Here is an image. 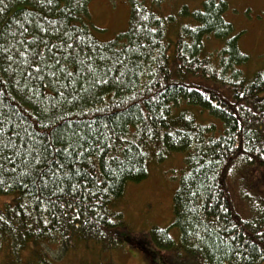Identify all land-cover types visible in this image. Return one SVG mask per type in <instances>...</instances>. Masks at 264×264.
I'll return each instance as SVG.
<instances>
[{
    "label": "trees",
    "instance_id": "trees-1",
    "mask_svg": "<svg viewBox=\"0 0 264 264\" xmlns=\"http://www.w3.org/2000/svg\"><path fill=\"white\" fill-rule=\"evenodd\" d=\"M91 1L0 2V123L16 149L0 153L16 155L0 163V195H13L0 206V253L8 247L13 258L30 247L39 264H53L40 254L44 245L129 243L117 202L127 185L147 179L152 162L177 152L184 165L172 226L180 242L170 228L153 227V243L179 247L187 256L179 264H264V198L247 190L255 187L253 169L264 170V70L248 78L240 69L250 56L225 18L228 2L163 16L154 4L130 0L127 29L103 41ZM178 17L191 20L173 40ZM197 108L222 125L199 121ZM50 120L64 146L78 137L83 149L57 157L63 170L45 188L37 177L43 165L28 164L24 141L26 133L41 145L53 139L42 131L54 127ZM230 182L251 217L238 210Z\"/></svg>",
    "mask_w": 264,
    "mask_h": 264
},
{
    "label": "rangeland",
    "instance_id": "rangeland-1",
    "mask_svg": "<svg viewBox=\"0 0 264 264\" xmlns=\"http://www.w3.org/2000/svg\"><path fill=\"white\" fill-rule=\"evenodd\" d=\"M148 6L154 4V9L163 16L178 15L183 6L191 10L203 7L206 0H138ZM228 10L225 18L235 26L236 33H240L239 44L243 52L249 54L250 60L240 69L248 78L264 70V0H226ZM130 0H92L89 4L92 23L96 34L103 40L113 39L117 33L125 31L130 17ZM190 17L177 19L176 24L169 27L168 37L176 40L178 27L183 22H190ZM213 47L217 46L211 41ZM264 96V91L261 93ZM194 109L199 121L215 123L221 122L213 118L207 111ZM218 125V126H219ZM222 125V124H221ZM220 127V126H219ZM184 165L183 155L174 152L164 162H152L147 179L140 183L127 185L124 196L117 202L116 207L122 210L127 229L133 233L130 242L109 247L95 241H78L75 249L69 251L60 245L45 246L40 254L53 264H179L186 259V254L179 247L160 249L152 241L150 231L153 227L170 228L169 233L180 242L177 227L172 226L173 195L179 184V178ZM253 183L255 187L247 189L248 194L264 198V170L253 169ZM230 189L238 210L245 217L251 213L241 201L239 192ZM12 194L0 195V206L10 201ZM247 206V205H246ZM248 215V216H247ZM141 240L142 245L135 241ZM140 242V241H139ZM150 253V254H149ZM13 255L8 247L0 253V263L4 264H39V252L30 247L25 248L18 255ZM13 259V260H12Z\"/></svg>",
    "mask_w": 264,
    "mask_h": 264
},
{
    "label": "snow or ice",
    "instance_id": "snow-or-ice-1",
    "mask_svg": "<svg viewBox=\"0 0 264 264\" xmlns=\"http://www.w3.org/2000/svg\"><path fill=\"white\" fill-rule=\"evenodd\" d=\"M2 2V0H0ZM45 3L51 4L53 0H44ZM38 67V65H36ZM89 68H91V65H89ZM51 75H55V73H51ZM68 79L71 80L72 76L69 74ZM57 83H60V81H57ZM65 88H69V84L64 85ZM49 123H52L54 125L53 128H46L42 129V131H46L48 133H54V128H58L59 125H56L54 121H49ZM69 124L74 123L73 121H69ZM6 129L3 127V124L0 123V153H4L5 151H8L10 153H15L16 149L11 143H6L4 137L6 133ZM109 134H111V130H109ZM19 139V137H17ZM78 137L77 140H74L73 143L67 144V146H64L67 141L61 138L59 133H54L53 139H46V142L41 145L35 140H33V136L31 134L26 133L25 134V152L24 156L25 158L30 157L28 159V164L33 166L34 168H39L40 165H43V168L40 169V171L37 173V177L40 180V183L43 187H47L48 183L54 182L55 178L57 176L58 171L63 170V165L59 163V160L57 157H61L62 159H67L69 157H72L73 152H76L79 154V152L83 149V144L78 143ZM28 140H33V143H36L35 149H30V146L27 145ZM54 141L59 142L61 144L60 148H56L54 146ZM93 148H97V150L102 151V149H98V146L93 144ZM105 147H109V145L105 144ZM86 151V150H85ZM61 153H63V156H61ZM51 155V159H49V156ZM88 158V157H85ZM9 159H12L13 161L16 159V155H12L11 157L4 155L0 156V163L3 161H7ZM55 166V167H53ZM65 176H67V173H65ZM3 181L0 180V183Z\"/></svg>",
    "mask_w": 264,
    "mask_h": 264
}]
</instances>
